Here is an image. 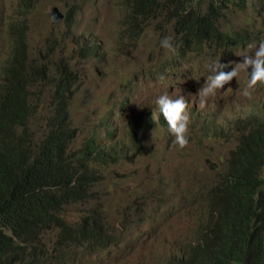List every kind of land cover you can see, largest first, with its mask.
<instances>
[{"label":"clouds","instance_id":"9594fccd","mask_svg":"<svg viewBox=\"0 0 264 264\" xmlns=\"http://www.w3.org/2000/svg\"><path fill=\"white\" fill-rule=\"evenodd\" d=\"M156 0H121L122 15L119 38L136 43L152 28L155 33H161L162 39L157 43L154 58L140 70L143 80H154L155 76H167L169 81H176L175 69L189 53L199 51L202 46L208 45L212 53L206 64L207 74L202 79L199 90V107L205 108L210 97H214L219 90L235 81L239 70L246 71L245 98L247 112L244 115L228 122L226 126H218L213 120L202 118L196 128L203 140H217L233 138V147L229 150L224 161L213 169L218 179L211 192L203 195L205 199L210 194H216V187L222 177H229L232 181L227 200L231 205L225 211L202 213L195 223L194 235L191 241L172 253L163 264H183L192 261L193 264H264V178L261 172L234 173L228 169V163L236 155L238 139L250 141L258 148H264V96L258 97L264 91V32L257 25L242 26L232 29L225 27L224 20L229 12L245 13L256 10L259 17H263L261 26H264V0H161L162 8L156 19L143 21L141 16L151 11ZM28 0H16L15 12L26 7ZM57 9L61 19L53 21L50 12ZM70 14V15H67ZM47 16L52 24L62 22L68 30L72 28L76 12H63L53 4ZM66 18L68 21H66ZM1 27L5 30L25 29L26 25L17 19L15 22L10 16L9 23L2 19ZM14 21V22H13ZM179 21L191 23L195 32L175 29ZM135 29V41L123 37L124 30ZM24 34L14 33V39ZM256 36L259 39L251 45L243 44V40ZM78 48L62 49L72 51L82 59H100L99 46L91 38L78 36L74 41ZM85 40V41H84ZM248 49L243 60L239 63H227L225 58L215 61L217 53L231 56L238 47ZM82 48L90 51L88 57H81ZM145 52L146 49H143ZM52 48L41 52L36 61L29 58L28 42L11 45L10 52L0 68V91L7 87H17L24 92L23 99L30 113L12 111L8 108L0 109V144L12 145V153L8 165L0 163V171L8 175L18 173L20 167L37 157L43 158V169L53 179L50 187L52 192L53 213L60 221L57 230H51V220L43 212L27 223L25 236L33 239H46L53 236L49 244L59 250L78 252L95 261H105L112 264L113 260L124 258L131 243L124 238L130 231L128 224L115 225L107 221L98 208L84 209L82 215L69 219L70 207L88 202L94 193L99 179L101 168L115 166L128 157L125 143L114 141L116 128L113 126L115 117L127 116V127L130 134L132 149L137 151L140 143L149 139L151 130L157 126L163 128L173 146L181 149L190 143V133L194 128L193 108L189 99L182 92L164 90L157 94L148 107L139 109L128 105L131 96V87L121 83L116 92L124 95L120 105L108 111L105 118L97 124L90 138L82 145L73 149L72 145L78 136V129L73 125L70 115V101L74 93L79 76L70 68L69 60L63 56L62 67L52 66ZM176 52V54H174ZM152 53V52H150ZM32 63H46L45 72H40L32 86L21 83H12L18 67L24 60ZM44 57V58H41ZM51 64V66L49 65ZM67 69L76 75V80L69 89V99H64V92L58 89L52 77L57 71ZM191 95V94H189ZM23 115V126L16 125L13 115ZM31 118H38V124H32ZM27 126L28 131L23 127ZM19 132L16 133V130ZM264 160V157H263ZM59 177H67L65 180ZM234 180L238 183L235 184ZM77 196L83 197L78 201ZM98 210L108 224L104 231L82 236L78 226L80 220L91 211ZM13 223L8 216L0 211V230L8 235L15 234ZM52 245V246H51ZM86 258L81 259L82 264ZM95 263V262H94Z\"/></svg>","mask_w":264,"mask_h":264},{"label":"rangeland","instance_id":"374dc122","mask_svg":"<svg viewBox=\"0 0 264 264\" xmlns=\"http://www.w3.org/2000/svg\"><path fill=\"white\" fill-rule=\"evenodd\" d=\"M121 0H28L27 6L15 12L16 0H0V68L7 58L11 44L6 31L1 27L2 19L7 24L10 16L16 22L20 19L26 25L29 39V58L36 61L41 52L52 48V66L62 67L59 58L65 56L70 68L78 76L70 101V115L78 136L72 148H79L91 137L93 130L108 111L124 99L116 92V87L126 83L131 87L128 105L139 109L152 104L155 96L164 90L182 92L193 108V124L190 143L181 149L173 146L162 127L151 130L149 139L140 143L137 151L132 149L127 116L113 119L116 128L114 141L127 146L128 157L115 166L101 168L98 183L92 198L81 205L70 207L69 219L82 215L84 209L98 208L107 221L115 225L128 224L130 231L125 242L131 249L124 258L113 260L112 264H163L168 257L191 241L195 223L204 202L203 195L211 192V186L218 179L213 171L227 157L233 147V138L203 140L196 129L202 118L213 120L218 126H226L229 121L247 112L245 98L246 71L239 70L234 82L219 90L208 99L205 108L199 107V90L206 76V64L212 53L208 45L199 51L189 53L175 69L176 81L167 76H155L154 80H143L140 70L154 58L161 33L149 28L136 43L119 38L122 15ZM58 5L63 12H76L71 29L59 22L52 24L47 16L49 8ZM13 21V22H14ZM263 17L256 10L245 13L229 12L224 20L225 27L232 29L242 26H261ZM74 41L78 36L91 38L99 46L100 59H82L70 50L78 48ZM85 41V40H84ZM143 49H146L145 52ZM152 52V53H150ZM217 53L215 61L222 58L227 63H239L248 49L238 47L231 56ZM176 54V52L174 53ZM51 66V64L49 63ZM1 82V75H0ZM191 94V95H189ZM264 96V91L258 97ZM32 124L40 126L38 118H31ZM19 129L16 130V133ZM264 178V171L262 173ZM94 264H107L95 261Z\"/></svg>","mask_w":264,"mask_h":264},{"label":"trees","instance_id":"16d2710c","mask_svg":"<svg viewBox=\"0 0 264 264\" xmlns=\"http://www.w3.org/2000/svg\"><path fill=\"white\" fill-rule=\"evenodd\" d=\"M161 0H156L153 8L147 14L141 16L143 21L156 19L158 11L162 8ZM70 15V14H67ZM66 21L68 19L66 18ZM69 25L67 24V28ZM175 29L189 30L195 32L191 23L179 21ZM123 37L135 41V29L128 28L123 31ZM259 38L250 37L243 40V44L251 45ZM90 51L82 48L81 57H88ZM44 58V57H41ZM46 63H32L26 57L18 67L12 83H21L32 86L40 72H45ZM76 80V75L67 69L57 71V75L52 77L54 85L64 92V99H69V89ZM24 92L17 87H7L0 91V109L8 108L17 112H29L23 99ZM13 119L18 126H23V115L18 113L13 115ZM28 131V127L24 126ZM12 145L0 144V163L8 165L9 157L12 153ZM264 148H258L250 141L239 138L236 155H233L228 163V169L234 173L261 172L264 168ZM65 180L67 177H59ZM237 184L238 181L234 180ZM53 179L43 169V158L37 157L29 163L22 165L15 175H8L0 171V211L4 212L8 218L16 225L11 236L0 230V264H79L81 259L86 258L82 264H94L95 259L82 253L59 250L49 247L53 242L52 236L46 239H33L25 236L27 221L34 219L40 213L51 220V230H57L60 221L53 213L52 192L50 187ZM232 181L229 177H222L216 187V194H210L205 199L203 213L212 211H225L231 205L227 200V195L231 189ZM78 201L84 198L77 196ZM108 223L104 221L101 212L91 211L83 217L78 226L83 237L104 231ZM183 264H193L192 261Z\"/></svg>","mask_w":264,"mask_h":264},{"label":"bare ground","instance_id":"6f19581e","mask_svg":"<svg viewBox=\"0 0 264 264\" xmlns=\"http://www.w3.org/2000/svg\"><path fill=\"white\" fill-rule=\"evenodd\" d=\"M2 32H6L7 34V37L10 41V44L11 45H18L22 42H25L29 39V35H28V31H26V33L24 34L25 32V29H20V30H6V31H2ZM14 33H17V34H24L23 36H21L20 38L18 39H14Z\"/></svg>","mask_w":264,"mask_h":264},{"label":"water","instance_id":"95a60500","mask_svg":"<svg viewBox=\"0 0 264 264\" xmlns=\"http://www.w3.org/2000/svg\"><path fill=\"white\" fill-rule=\"evenodd\" d=\"M50 16L52 18L53 21H56L58 19H61L62 18V15H60L57 11V9H52L51 12H50Z\"/></svg>","mask_w":264,"mask_h":264}]
</instances>
